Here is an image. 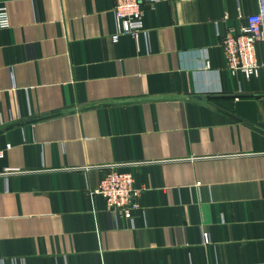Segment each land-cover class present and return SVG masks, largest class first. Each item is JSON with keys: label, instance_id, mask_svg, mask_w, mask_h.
I'll use <instances>...</instances> for the list:
<instances>
[{"label": "crops", "instance_id": "obj_1", "mask_svg": "<svg viewBox=\"0 0 264 264\" xmlns=\"http://www.w3.org/2000/svg\"><path fill=\"white\" fill-rule=\"evenodd\" d=\"M1 6L0 264H264V41L250 78L221 47L258 0L146 4L117 42L113 0ZM112 168L133 220L95 192Z\"/></svg>", "mask_w": 264, "mask_h": 264}, {"label": "built area", "instance_id": "obj_2", "mask_svg": "<svg viewBox=\"0 0 264 264\" xmlns=\"http://www.w3.org/2000/svg\"><path fill=\"white\" fill-rule=\"evenodd\" d=\"M165 0H113V15L117 31L111 39L117 42L121 35H131L139 40L145 32L144 6H155ZM9 16L5 7H0V27H9ZM264 41V0H258V12L248 17L247 26L238 33H227L221 37V47L224 52L226 67L231 72H242L247 78L257 76L260 69L256 57V44ZM10 146H7V149ZM0 150V158L4 156ZM16 172L6 169L0 174ZM142 188L135 184L132 173L118 168L110 169L100 182L96 193L105 199L106 210L115 217L133 220ZM204 244L211 242L208 231L202 232Z\"/></svg>", "mask_w": 264, "mask_h": 264}]
</instances>
